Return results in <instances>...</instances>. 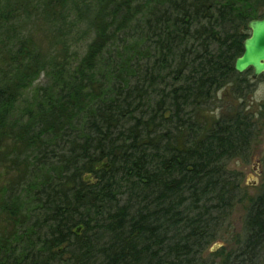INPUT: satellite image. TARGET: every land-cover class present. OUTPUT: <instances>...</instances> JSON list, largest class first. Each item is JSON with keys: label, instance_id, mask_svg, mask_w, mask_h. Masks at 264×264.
I'll return each instance as SVG.
<instances>
[{"label": "trees", "instance_id": "obj_1", "mask_svg": "<svg viewBox=\"0 0 264 264\" xmlns=\"http://www.w3.org/2000/svg\"><path fill=\"white\" fill-rule=\"evenodd\" d=\"M31 1L0 0V264H263L264 181L234 250L207 249L258 128L213 105L250 90L234 62L264 0H39L93 34L72 66L61 30L47 52L27 34Z\"/></svg>", "mask_w": 264, "mask_h": 264}, {"label": "rangeland", "instance_id": "obj_2", "mask_svg": "<svg viewBox=\"0 0 264 264\" xmlns=\"http://www.w3.org/2000/svg\"><path fill=\"white\" fill-rule=\"evenodd\" d=\"M38 1L39 0H33L30 2V9L34 8V10L31 16L23 21L24 24H26L25 29L29 32L27 34L32 35L37 45L47 52L49 49L51 51L53 48L51 31L58 32L56 29L61 30L58 34L64 41V44L62 43L63 46L67 47L68 63L70 66L75 65L84 55L88 43L93 39V34L86 27V22H80L70 11L67 12V22L64 24H60L59 22L52 23L54 19L50 21L49 17L44 18L41 14L42 12L39 11L40 7ZM132 27L135 28V25ZM48 31H50V33ZM127 32L129 33L130 29ZM60 46H56L55 48L58 52L61 50ZM59 54V57H61L62 53ZM250 78V90L242 97L243 99L236 98L231 91H229V88H226L218 93L217 101L213 105L217 107L215 111L216 117H219L221 114L225 116L229 115L231 113L229 105L230 107L239 105V110L247 114L255 113L256 116L254 118L258 123V128L247 156L244 158H234L226 162V168L228 170L239 173L240 196L238 198L239 201L235 204L229 215L228 226H224L221 229L218 238L214 240L207 249V251L212 253L217 252L221 248H226L228 252L234 250L237 233L242 228L249 201L256 197L263 189L264 117L260 119L259 115L262 113L260 104L264 101V76L259 75L256 79H252L250 76ZM46 81L45 75L41 74L32 86L24 91L22 100L19 102L18 106L20 107L24 104V99L29 100L36 88L45 85ZM215 115H213L211 110L206 112L207 118H213ZM215 258L217 260L219 256Z\"/></svg>", "mask_w": 264, "mask_h": 264}, {"label": "water", "instance_id": "obj_3", "mask_svg": "<svg viewBox=\"0 0 264 264\" xmlns=\"http://www.w3.org/2000/svg\"><path fill=\"white\" fill-rule=\"evenodd\" d=\"M249 36L243 41V52L235 59L234 70L238 73L252 70V79L264 76V18L247 23Z\"/></svg>", "mask_w": 264, "mask_h": 264}]
</instances>
